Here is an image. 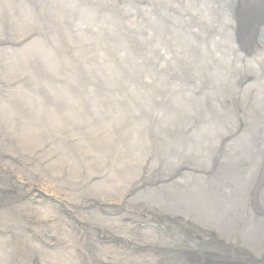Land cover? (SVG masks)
I'll return each mask as SVG.
<instances>
[{
    "label": "rangeland",
    "instance_id": "obj_1",
    "mask_svg": "<svg viewBox=\"0 0 264 264\" xmlns=\"http://www.w3.org/2000/svg\"><path fill=\"white\" fill-rule=\"evenodd\" d=\"M225 14L224 0H0V168L45 193L23 198L19 221L0 205V264H87L62 224H169L132 216L139 197L119 200L159 180L167 155L199 163L212 115L252 100L244 82L263 60L234 50L218 73Z\"/></svg>",
    "mask_w": 264,
    "mask_h": 264
},
{
    "label": "bare ground",
    "instance_id": "obj_2",
    "mask_svg": "<svg viewBox=\"0 0 264 264\" xmlns=\"http://www.w3.org/2000/svg\"><path fill=\"white\" fill-rule=\"evenodd\" d=\"M224 1L229 14H225L226 20L233 29L219 30L227 33L226 43L216 46L214 57L222 78L229 77L225 69L231 66L234 50L240 54L237 53L238 60L250 61L253 55L257 61H264V0ZM259 66L256 74L244 82V90L253 89L254 93L247 96L252 100H238L232 107L219 108L221 112L212 115L202 128L193 151L195 158L202 156L199 163L180 166L172 155H167L166 162L171 166H162L164 175L159 180L151 184V177L141 178L119 200L124 203L128 196L139 197L140 209L135 208L132 216L136 212L143 221L149 216L169 224H83L85 233L76 224L60 225L59 230H73L76 241L68 242L76 246L87 264H264V64ZM6 168H0V205L8 212L15 211V220L19 221L21 214L16 210L21 209L23 198L30 194L43 197L45 193L40 187H33L34 183L24 186L18 173L10 170L5 175ZM58 187L62 196L69 197L63 185ZM80 205L87 206L85 202ZM16 229V237H22L23 230ZM132 234L134 237L129 240ZM60 241L56 245L68 244L66 238ZM113 243L126 252L119 255Z\"/></svg>",
    "mask_w": 264,
    "mask_h": 264
}]
</instances>
